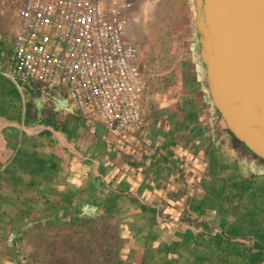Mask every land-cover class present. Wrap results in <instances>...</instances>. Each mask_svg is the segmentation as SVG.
Wrapping results in <instances>:
<instances>
[{"label":"crops","instance_id":"crops-1","mask_svg":"<svg viewBox=\"0 0 264 264\" xmlns=\"http://www.w3.org/2000/svg\"><path fill=\"white\" fill-rule=\"evenodd\" d=\"M187 19L170 82L155 88L138 50L141 121L118 132L64 87L6 75L20 20L0 10V264L28 263L59 221L86 216L120 223L126 263L264 264V160L213 105Z\"/></svg>","mask_w":264,"mask_h":264},{"label":"built area","instance_id":"built-area-1","mask_svg":"<svg viewBox=\"0 0 264 264\" xmlns=\"http://www.w3.org/2000/svg\"><path fill=\"white\" fill-rule=\"evenodd\" d=\"M105 1L0 0L20 20L5 73L64 87L74 107L90 108L108 129L132 131L144 87L138 45L126 38L117 1L110 9Z\"/></svg>","mask_w":264,"mask_h":264},{"label":"water","instance_id":"water-1","mask_svg":"<svg viewBox=\"0 0 264 264\" xmlns=\"http://www.w3.org/2000/svg\"><path fill=\"white\" fill-rule=\"evenodd\" d=\"M211 101L233 135L264 160V0H192Z\"/></svg>","mask_w":264,"mask_h":264},{"label":"rangeland","instance_id":"rangeland-1","mask_svg":"<svg viewBox=\"0 0 264 264\" xmlns=\"http://www.w3.org/2000/svg\"><path fill=\"white\" fill-rule=\"evenodd\" d=\"M19 2L21 0H18ZM121 8V11L126 19V27L128 32L126 38L130 42L138 45L139 53L149 60H153L154 67L157 73H153L151 80L155 83V88L159 85L171 81V73L165 74L163 65H169L173 62L174 53L177 49H181L186 44V19L193 18L194 22V8H190L188 3L183 0H116ZM105 6L110 9L112 0H106ZM187 9L190 12L188 16ZM187 19V20H188ZM194 27V23L190 25ZM172 49H175L172 51ZM170 55H172L170 57ZM138 56V55H137ZM145 58V59H146ZM137 61V57H136ZM141 71V69H140ZM143 83L146 84V75L141 71ZM115 223L113 220L107 219L106 222ZM118 222V221H116ZM104 221L99 220L96 226L86 233V228H81L77 234L73 233L70 227L63 226L59 228L60 233L58 236L57 244L55 237L52 238V243L47 241L46 250L43 252H35L37 255L36 263H52L57 262L60 257H66L65 260L61 259V263H79L85 261L82 247L86 243V236L92 234L96 238L92 245L95 246V251L90 255L97 257L98 261L105 263L104 253L105 248L108 247L109 241L108 234L110 229L103 228ZM119 223V222H118ZM119 227L120 223H119ZM64 235H70V238L63 239ZM50 241V240H49ZM119 244L118 256L124 261L128 256L126 252V237L117 236L116 240ZM129 261V260H127Z\"/></svg>","mask_w":264,"mask_h":264},{"label":"trees","instance_id":"trees-1","mask_svg":"<svg viewBox=\"0 0 264 264\" xmlns=\"http://www.w3.org/2000/svg\"><path fill=\"white\" fill-rule=\"evenodd\" d=\"M101 220L104 221L103 228L104 229H110L109 241L108 247L105 248L104 258L105 263L102 261H98L97 257L91 256L90 253L95 251V246L92 245L93 241L96 240L95 237L92 236V234H88L86 236V243L83 244L82 251L85 252L84 258L85 261L79 262V263H61V259L65 260L66 257H60L57 262L51 261L52 263H36L37 261V255L35 252H31L28 255V263L24 264H130L126 263L120 256H118L119 251V244H117V236L118 231L120 229L119 223L115 221V223H110L109 221L106 222L107 219H99V218H90L89 216H86V219H74L69 221H59V228L63 226L70 227L73 230V233L77 234L81 228H86V233L90 232L91 229H93L97 222ZM70 235H64L63 239L66 240L67 238H70Z\"/></svg>","mask_w":264,"mask_h":264}]
</instances>
